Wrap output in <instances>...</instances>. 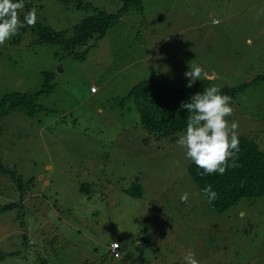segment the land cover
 <instances>
[{
    "label": "rangeland",
    "instance_id": "rangeland-1",
    "mask_svg": "<svg viewBox=\"0 0 264 264\" xmlns=\"http://www.w3.org/2000/svg\"><path fill=\"white\" fill-rule=\"evenodd\" d=\"M33 3L37 20L64 30L123 2ZM33 37L0 46V96L35 92L43 71L55 83L39 114L0 119V162L23 184L0 172V204L20 203L0 213V264H185L189 251L200 264H264V194L213 210L188 174L180 133L155 140L134 105L119 104L140 81L187 85L189 65L216 87L258 78L232 98L228 120L264 150V0H141L71 54ZM134 183L139 197L125 191ZM114 240L121 256L108 252Z\"/></svg>",
    "mask_w": 264,
    "mask_h": 264
},
{
    "label": "trees",
    "instance_id": "trees-1",
    "mask_svg": "<svg viewBox=\"0 0 264 264\" xmlns=\"http://www.w3.org/2000/svg\"><path fill=\"white\" fill-rule=\"evenodd\" d=\"M59 1L68 2L69 0ZM13 2H19V0H13ZM23 2H25V7L20 13L22 22L24 14L35 7L33 0L28 2L23 0ZM122 2V6L115 12H107L104 9L93 7L92 14L84 17L70 29L56 30L49 24L37 20L34 27L25 25L20 28L18 35L30 30L34 36L33 43L58 45L63 51L71 54L76 47L86 45L89 40L104 37L108 29L116 25L123 13L129 9L138 10L141 8V0H122ZM77 5L82 6V2H78ZM84 56V53L75 55L80 59ZM42 77L41 87L35 92L14 90L0 96V119L13 110L23 112L30 117H34L43 111L44 107L38 103L37 99L41 94L52 92L55 83H53L54 75L50 71H43ZM260 78H264V76H260ZM256 79L258 78L249 82H242L236 86L219 88L222 94L234 98L249 84L256 82ZM91 84L95 85L94 83ZM208 87H212L208 78L194 81L191 88L187 85L175 86L172 82L163 79L161 81L148 79L133 85L119 104L127 101L132 103L139 115V123L142 128L155 140H161L169 134L182 133L185 130L187 110L180 108L181 102L189 100L194 93L201 92ZM237 135L239 152L234 158L236 166L228 167L223 175L219 173L201 175L202 170L198 169L192 162L187 167L188 174L202 193L203 189L209 185L217 193L216 199L209 203L212 209L217 212L225 211L243 198L259 197L264 194V150L259 147L254 137L245 134ZM232 163L233 159H230L229 164ZM0 172L9 173L15 182L17 179L20 191L23 190L21 179L16 178L13 170L5 167L1 162ZM82 186L83 189L88 187L87 185ZM125 191L133 196L142 195L141 185L138 183H134L133 189H126ZM204 197L208 201V197L205 195ZM18 205L20 203L16 201L0 204V213L13 210ZM108 252L110 253V251ZM16 253H3L1 257ZM116 255H122L120 245Z\"/></svg>",
    "mask_w": 264,
    "mask_h": 264
},
{
    "label": "clouds",
    "instance_id": "clouds-1",
    "mask_svg": "<svg viewBox=\"0 0 264 264\" xmlns=\"http://www.w3.org/2000/svg\"><path fill=\"white\" fill-rule=\"evenodd\" d=\"M24 7L23 0H0V46L17 35L20 28L25 25L34 27L37 23L36 7L24 14L23 22L20 20ZM184 75L189 81V88L201 75L211 78L200 66L189 65ZM231 101L232 98L222 94L219 87L212 86L194 93L189 100L180 104L181 109L187 110L186 128L175 142L184 150L186 158L202 170L201 175H223L228 167L236 166L234 158L239 152L238 122L228 120L234 112ZM230 159H233L232 164H229ZM203 193L209 203L217 197L210 185L203 189ZM188 199L187 192L180 196L183 203H187ZM184 261L185 264H200L191 251L185 255Z\"/></svg>",
    "mask_w": 264,
    "mask_h": 264
},
{
    "label": "built area",
    "instance_id": "built-area-1",
    "mask_svg": "<svg viewBox=\"0 0 264 264\" xmlns=\"http://www.w3.org/2000/svg\"><path fill=\"white\" fill-rule=\"evenodd\" d=\"M118 249H119V243L117 241L110 243L109 251L111 254H118Z\"/></svg>",
    "mask_w": 264,
    "mask_h": 264
}]
</instances>
